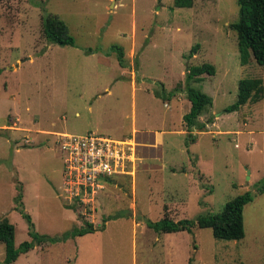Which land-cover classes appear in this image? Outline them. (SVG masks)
Returning a JSON list of instances; mask_svg holds the SVG:
<instances>
[{
    "label": "rangeland",
    "instance_id": "rangeland-1",
    "mask_svg": "<svg viewBox=\"0 0 264 264\" xmlns=\"http://www.w3.org/2000/svg\"><path fill=\"white\" fill-rule=\"evenodd\" d=\"M239 9L238 0L0 1V219L15 224L16 246L30 240L16 209L20 184L42 234L125 212L104 230L37 245L14 264H189L191 256L192 264H264V194L246 205L241 240L198 225L175 233L146 225L165 214L218 213L264 178V98L225 111L241 79L264 81L254 58L241 63L232 27ZM48 14L65 19L75 46L47 40ZM114 44L124 48L126 66ZM205 62L215 75L192 84L212 96L200 117L212 122L188 144L187 73ZM162 85L180 92L164 102L155 95ZM89 132L122 141L133 161L127 173L78 195L65 181L61 139ZM5 252L0 241V262Z\"/></svg>",
    "mask_w": 264,
    "mask_h": 264
},
{
    "label": "trees",
    "instance_id": "trees-1",
    "mask_svg": "<svg viewBox=\"0 0 264 264\" xmlns=\"http://www.w3.org/2000/svg\"><path fill=\"white\" fill-rule=\"evenodd\" d=\"M4 1V0H0ZM179 5H188L192 0H176ZM239 19L232 24V27L238 34V48L240 60L243 65H248L252 58L264 68V0H238ZM43 32L45 37L51 43L60 45H76V38L71 33L68 23L62 17L55 14H48L43 19ZM194 46L191 55L197 49ZM112 49L118 54V60L121 65L126 66L125 50L121 45L114 44ZM2 70L0 69V74ZM215 75L216 67L214 64L205 62L200 65H193L187 73V87L184 92L191 102L190 110L183 116V120L188 131L187 143L196 142L197 138L194 131L205 130L207 123L201 122L200 117L207 109L212 107L213 98L209 94L193 86L194 81L203 79L204 74ZM180 90L168 91L162 85V88L155 90V95L164 102L172 100L178 95ZM264 98L263 78H243L239 83L238 100L225 108L227 112H234L240 109L242 104L248 101L254 103ZM111 177L103 179L108 180ZM264 194V178L258 181L254 189L248 190L228 201L224 209L218 213L200 214L196 220L183 218L174 220L168 214L158 221L146 220V225L158 233H175L180 231L193 232V227L198 225L202 228H211L216 238L221 240H241L246 235L244 210L247 204L252 202L258 195ZM17 210L27 220L29 226L30 240L22 242L16 246V226L9 218L0 219V241L5 243L6 252L3 262L0 264H14L21 254L27 253L37 245L58 242H65L70 238L83 236L88 233L104 230L106 223L113 219L125 215V212L119 211L115 215L105 216L103 222L99 225L82 217L81 226L74 227L71 231L61 236H52L40 233L35 226L32 215L26 211L23 203V190L20 184L16 196ZM72 208V207H71ZM193 256L190 257L189 264H192Z\"/></svg>",
    "mask_w": 264,
    "mask_h": 264
},
{
    "label": "built area",
    "instance_id": "built-area-1",
    "mask_svg": "<svg viewBox=\"0 0 264 264\" xmlns=\"http://www.w3.org/2000/svg\"><path fill=\"white\" fill-rule=\"evenodd\" d=\"M65 181L78 195L95 191L103 179L127 173L133 161L130 147L122 141L89 132L67 133L61 139Z\"/></svg>",
    "mask_w": 264,
    "mask_h": 264
},
{
    "label": "crops",
    "instance_id": "crops-1",
    "mask_svg": "<svg viewBox=\"0 0 264 264\" xmlns=\"http://www.w3.org/2000/svg\"><path fill=\"white\" fill-rule=\"evenodd\" d=\"M133 138V137H132Z\"/></svg>",
    "mask_w": 264,
    "mask_h": 264
},
{
    "label": "water",
    "instance_id": "water-1",
    "mask_svg": "<svg viewBox=\"0 0 264 264\" xmlns=\"http://www.w3.org/2000/svg\"><path fill=\"white\" fill-rule=\"evenodd\" d=\"M188 70V69H187Z\"/></svg>",
    "mask_w": 264,
    "mask_h": 264
}]
</instances>
